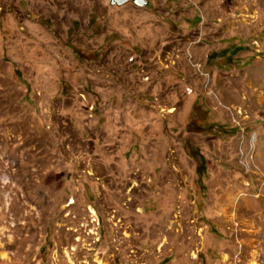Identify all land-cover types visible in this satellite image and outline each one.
<instances>
[{"label":"rangeland","instance_id":"374dc122","mask_svg":"<svg viewBox=\"0 0 264 264\" xmlns=\"http://www.w3.org/2000/svg\"><path fill=\"white\" fill-rule=\"evenodd\" d=\"M0 264H264V0H0Z\"/></svg>","mask_w":264,"mask_h":264},{"label":"water","instance_id":"95a60500","mask_svg":"<svg viewBox=\"0 0 264 264\" xmlns=\"http://www.w3.org/2000/svg\"><path fill=\"white\" fill-rule=\"evenodd\" d=\"M129 1H132L135 5H138V6L148 5V0H110L111 4H114V5H122Z\"/></svg>","mask_w":264,"mask_h":264},{"label":"bare ground","instance_id":"6f19581e","mask_svg":"<svg viewBox=\"0 0 264 264\" xmlns=\"http://www.w3.org/2000/svg\"><path fill=\"white\" fill-rule=\"evenodd\" d=\"M3 179L6 181L8 178L5 176ZM9 195H10V193L5 194L6 199L9 197Z\"/></svg>","mask_w":264,"mask_h":264}]
</instances>
